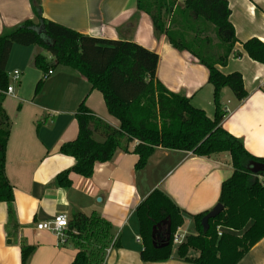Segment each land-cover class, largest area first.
Instances as JSON below:
<instances>
[{
    "label": "crops",
    "instance_id": "1",
    "mask_svg": "<svg viewBox=\"0 0 264 264\" xmlns=\"http://www.w3.org/2000/svg\"><path fill=\"white\" fill-rule=\"evenodd\" d=\"M39 1L42 16L48 21L97 39L133 42L158 54V80L169 91L185 94L209 118L215 117L214 87L209 82L208 68L192 53L175 49L165 35L158 36L152 17L138 8V0ZM184 2L177 0V6L183 7ZM229 7L238 43L228 64L217 68L224 75L240 73L248 96L239 101L230 89L221 92L226 113L222 127L240 139L253 157L264 159V65L253 61L243 48V43L254 38L264 42V0H229ZM35 18L31 0H0V35L6 28ZM204 39L206 50L210 48L214 57L224 53L209 36ZM235 53L242 56L236 57ZM39 54L49 63L54 61L39 47L15 46L7 67L9 76L21 69L26 77L20 80L17 94L14 89L10 95L20 104L10 105L9 112L4 103L13 123L6 176L14 192L16 223L10 222L8 204L0 202V264H23L24 246L33 248L26 264H73L79 249L71 238L62 244L54 234L37 229L39 223L59 214L67 215L69 220L74 214L98 215L111 224L113 239L106 250V264H192L179 258V243H175L170 260L143 262L137 209L155 190L162 191L182 211L184 224L176 234L186 242L187 237L197 235L194 217L218 205L222 184L234 172L231 156L198 157L191 152L158 148L148 165L137 170L135 142L130 153L118 151L111 161L97 163L92 178L71 173L72 186L60 187L57 177L76 164L74 158L61 153V147L78 138L76 113L81 103L115 128H120V122L109 113L103 94L71 68L57 67L36 94L43 78L35 66ZM9 65L16 68L12 73ZM25 91L27 95L21 98ZM169 230V221L155 227V246L167 245ZM199 255L191 250L188 257ZM238 264H264V239Z\"/></svg>",
    "mask_w": 264,
    "mask_h": 264
},
{
    "label": "trees",
    "instance_id": "2",
    "mask_svg": "<svg viewBox=\"0 0 264 264\" xmlns=\"http://www.w3.org/2000/svg\"><path fill=\"white\" fill-rule=\"evenodd\" d=\"M31 3L36 18L6 28L0 35V202L8 204L10 222L16 223V210L13 188L6 176V152L13 127L4 108L10 86L7 67L15 46H36L54 59L49 63L42 54L35 57V66L43 74L36 94L57 67L71 68L86 78L93 90L103 94L109 113L120 122V128H115L96 116L85 102L81 103L76 113L78 138L61 147V153L74 158L76 164L57 177V184L70 188L71 173L92 178L97 163L111 161L118 151L130 153L135 142L138 144L134 153L139 156L137 170L148 165L158 148L191 152L198 157L227 153L234 172L222 184L218 204L224 206V211L210 220L207 227L203 222L209 212L195 216L197 235L189 236L179 246L178 256L192 264H238L264 239V186L258 178L264 176V171L258 176L251 171L253 164H264V159L253 157L240 139L222 127L226 113L221 92L228 88L239 101L248 96L240 73L224 75L217 68L228 64L238 43L230 21L229 0H185L183 7L177 6V0H138V8L152 17L158 36L165 35L175 49L192 53L208 68L216 106L213 119L204 110L195 108L185 94L169 91L158 80V54L133 42L80 34L44 19L39 0ZM210 25L215 28L219 48L224 52L218 57L204 55L203 36ZM243 48L253 61L264 65V42L254 38L243 43ZM96 135L103 141H97ZM136 214L144 248L142 261L170 260L174 236L184 224L180 208L157 189L138 207ZM165 221L170 222V238L166 246L158 247L154 244V229ZM219 227L242 235L224 233L220 237ZM111 228L98 215L74 214L69 230L79 253L73 264H106V250L113 239ZM191 250L199 252V257L189 258ZM22 251L26 264L33 248L24 246Z\"/></svg>",
    "mask_w": 264,
    "mask_h": 264
},
{
    "label": "built area",
    "instance_id": "3",
    "mask_svg": "<svg viewBox=\"0 0 264 264\" xmlns=\"http://www.w3.org/2000/svg\"><path fill=\"white\" fill-rule=\"evenodd\" d=\"M52 73L53 72H51L50 75ZM20 76H21V73L19 71H15L12 76L13 81L14 82L20 81ZM13 93H14V88L10 84L6 94L12 95ZM258 178L260 182L262 183V185L264 186V176H258ZM69 228H70L69 217L64 214L56 215L50 221L42 222L37 225V229L39 231H46V232H50L54 234L58 238L60 243L62 244L66 243V241L71 238ZM226 231L227 230H225L224 227H219L218 235L221 237L224 233H226ZM183 240H184V237L181 235L179 236L178 234H176L174 236V243L176 244L178 243L183 244Z\"/></svg>",
    "mask_w": 264,
    "mask_h": 264
},
{
    "label": "rangeland",
    "instance_id": "4",
    "mask_svg": "<svg viewBox=\"0 0 264 264\" xmlns=\"http://www.w3.org/2000/svg\"><path fill=\"white\" fill-rule=\"evenodd\" d=\"M198 30H199V28L196 30L197 32H198ZM189 35H191V37H195V35L193 34V32H190L189 33ZM202 36V35H201ZM200 36V37H201ZM206 36H209L210 37V40L213 42V43H215L214 45H215V47H217V46H219V44H220V39H219V37H218V34H217V32L215 31V28L213 27V26H209V29H207V31H206V33L204 34V36H203V38H206ZM17 49H19V48H17ZM212 49L213 50H215L214 49V46H212ZM204 55L205 56H213V54H211L210 53V48H209V50H204ZM9 71H10V73H12L13 71H15V69L16 68H10V65H9ZM21 70V69H20ZM19 70V72L21 73V71ZM25 75H23L22 76V73H21V76H20V80L21 81H24V79H25ZM9 78H10V84L11 85H13L14 86V89H15V93L17 94V92L19 91V82L20 81H17V82H14L13 81V78H12V76H9ZM27 91H25L24 92V95L23 96H21V98H25V96L27 95ZM20 104V101H18L17 99H15V98H12L9 94H7V98H6V101H5V106L9 109V112H10V105H13V107H16V106H18V105ZM96 139H99L98 137H96ZM233 235H237V236H241L242 234L241 233H234L233 232ZM188 238V237H187ZM175 244V243H174ZM176 249V244L174 245V247H173V251Z\"/></svg>",
    "mask_w": 264,
    "mask_h": 264
},
{
    "label": "water",
    "instance_id": "5",
    "mask_svg": "<svg viewBox=\"0 0 264 264\" xmlns=\"http://www.w3.org/2000/svg\"><path fill=\"white\" fill-rule=\"evenodd\" d=\"M251 171L255 176L260 175L264 171V164H253ZM224 211V206L218 204L204 219V225L207 227L210 220L217 218Z\"/></svg>",
    "mask_w": 264,
    "mask_h": 264
}]
</instances>
